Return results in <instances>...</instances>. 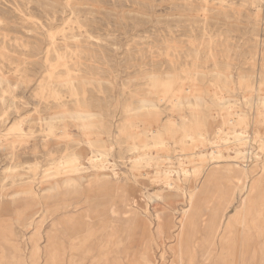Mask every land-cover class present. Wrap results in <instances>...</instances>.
<instances>
[{"label":"rangeland","instance_id":"374dc122","mask_svg":"<svg viewBox=\"0 0 264 264\" xmlns=\"http://www.w3.org/2000/svg\"><path fill=\"white\" fill-rule=\"evenodd\" d=\"M51 41L60 47L90 42L100 51L101 90L97 84L81 85L88 95L101 97L98 112L114 116L109 130L101 124L82 130L68 112L55 114L51 126L49 119L62 110L56 102L69 99L61 67L67 61L45 60ZM214 60L227 64L226 83L219 82V89L211 82ZM193 61L203 73L198 80L190 74ZM143 98L140 110L158 112L137 113ZM190 102L198 104L196 114L204 119L188 132L193 141L203 129L214 133L217 128L226 139L214 159L209 145L195 149L186 138L182 117L190 115ZM125 116L136 126L132 138L117 131ZM171 120L176 127L165 131L166 147L153 145L147 128L161 130ZM234 131L246 133L239 139ZM259 137L264 140V0H0V264H15L18 246L28 261L45 264L48 227L61 221L64 230L76 231L77 223L68 222L73 217L82 220L80 225H101L97 264H217L219 243L212 252L201 248L208 256L193 253L189 243L193 237L204 240L210 216L224 207L220 181H206L204 175L218 166L225 182L232 173L228 168L242 163L252 171L248 199L257 219L248 220L251 234L231 264H264ZM96 139L103 148L88 146ZM101 149L111 152L101 157L94 152ZM95 156L108 162L90 161ZM181 157L200 164L203 172L188 165L189 173L174 179L171 189L154 180L159 160L177 167ZM226 191L223 196L230 195V187ZM153 194L164 199H146ZM232 196L227 217L240 202L238 194ZM180 235L185 238L181 249ZM33 248L38 252L31 258ZM67 257L62 264H70ZM89 261L75 256L72 264Z\"/></svg>","mask_w":264,"mask_h":264},{"label":"bare ground","instance_id":"6f19581e","mask_svg":"<svg viewBox=\"0 0 264 264\" xmlns=\"http://www.w3.org/2000/svg\"><path fill=\"white\" fill-rule=\"evenodd\" d=\"M52 38H54V37L51 36V39ZM50 43H51V45H49L50 47L45 49V55H46L45 60L49 64H51L53 60H56V61L65 60V61H67V62L63 63L61 67H64V70L66 73V80H64L65 82L64 81L63 82L66 84L67 89H68V93H69V99L68 100H65V101L60 100V101L56 102L55 105L57 107L62 108V110L57 112V113H54L53 116L49 119V121L51 122V126L53 125L52 123H54L53 121L57 118L55 116V114L61 115L64 113L66 114V112H68L73 116V118L80 121L79 126L81 127L82 130H87V128L89 126H92V124L93 125L94 124L104 125L109 130L110 127H112L111 124H112V119L114 116H112L110 114L107 117H104L100 112H98L95 108L101 107V105H102L101 104V102H102L101 97L97 96L95 94L88 95L86 93L87 88H85L84 86L81 85V82H84V85L85 84H92L94 86L97 84L98 89L101 90V83L103 82L104 79L102 76L103 67H101V65L97 62V57L100 55V51L98 49L94 48L93 45L90 44V42H86V43H84V45H81L77 41L68 42V43L64 42L63 47L58 46L56 44V42H53V41H51ZM183 54H184L183 55L184 58L190 56V54H188V53H183ZM212 58L215 59L216 55H213ZM131 64H133V63H131ZM199 67L200 66L196 62L193 61L192 66H191L192 72L190 73L192 79L198 80L199 77L203 75V73L199 70ZM226 67H227V64L226 65H220L218 63V61H216V60L213 61L212 71H211L212 72L211 76L213 77V80H211V82H212V85L215 87V89L220 88L219 82L226 83V79H225L226 77L223 74L224 70L227 69ZM47 76H48V74H47ZM60 77L64 78V76H61V75H60ZM150 77H152V76H150ZM214 79H216V80H214ZM44 82H45V80H44ZM43 85H42V87H43ZM93 88H95V87H93ZM165 88H166L165 92H168V89H170L169 86L168 87L166 86ZM44 91H46V89ZM55 92H57V89ZM41 95H39V97ZM57 95H55V96H57ZM173 97H176V99H177V94L176 93L173 94ZM43 98H44V96H43ZM41 101H42V98H41ZM172 101H173V99L170 102H172ZM45 102H48V101H45ZM138 102L141 104V106L136 108L138 110L137 113H140L141 111H143V112H141L140 114H151L153 111H154L153 113L158 112V108L152 110L149 107H147V108L145 107L146 108L145 110H142V109L140 110L141 107H144V104L146 102L144 101V98L140 99ZM131 105H132V102L131 103L128 102L124 106L123 113H125L126 116L128 113V108ZM46 108H47V106H46ZM101 109H102V107H101ZM189 109H190V115H184L182 117L183 126L185 128L184 130L186 131L185 132L186 138H188V140H190V142H195V149H200V147H204L206 145L207 146L209 145L211 148L210 152H209L211 155V158H213V159L216 158L217 154L220 155V153H222L220 148L223 147L222 146L223 141L224 142L226 141V139L222 135L221 128H217L214 131V133H209L208 130L203 129L202 132L200 133V139H195L196 137L194 136L195 141H193L191 134H189V133H191L192 126L195 124H199L200 122H203L204 119L197 116V114H196V111L199 109L198 104H196L195 102H190L189 103ZM104 111H106V110L104 109ZM66 115H68V114H66ZM126 116L117 125V131H118V134L122 133L125 137L132 138L133 137L132 129H134L136 126H135V123L129 121V119L126 118ZM96 117L100 118L99 122H94V118H96ZM243 119L244 118L240 117V120H243ZM86 120H88V121H86ZM89 120H91V121H89ZM61 122H60V124H61ZM20 125H21L20 123L17 124L14 128H12V130L18 129ZM175 125H176L175 121L171 120L169 127L168 126L164 127L161 130H158V129L155 130V129H151L150 127L149 128L146 127L147 130L145 129L146 130L145 134H146L147 138H149L152 141L153 145L160 146V147H163V146L166 147V141L164 139L165 131H170L172 133L173 128L176 127ZM169 128H171L172 130ZM54 129H57V128H54ZM100 129H101V127H100ZM52 130H53V127H52L51 131ZM49 133H52V132H49ZM110 133H111V131H110ZM137 133H138V131H137ZM244 133H246V132L245 131H242V132L241 131L240 132L234 131L233 134L236 137H239V139H241L240 137ZM52 134H54V133H52ZM102 136H103V134H102ZM59 137H61V136H59ZM97 139L95 141L88 142V144H89L88 146L92 147V149H93V146L103 148L104 146H103L102 141L97 140ZM259 141H260V143H262V146H264V140H262L259 137ZM77 142L79 144V141H77ZM109 151H110V149H101V150H97L94 152H97V155L102 157V156H107L109 154ZM202 155H204V154H201L200 156H202ZM93 157L89 158L90 161H93V160L94 161H100L102 166H104L105 161H107V160H104L100 157H99L100 159H98V158H96L97 156H95V159H93ZM248 157H250V156L248 155ZM258 158L259 157L256 154L255 155V161L256 162L258 161ZM138 161H140L139 158H138ZM141 162H142V160H141ZM143 162L145 163V165L150 164L146 161H143ZM159 163H161L162 166L160 167V169L156 170V172L154 174L155 175L154 180H156L159 183L161 182L168 189H171L173 187L174 179H177L181 174L185 175L186 173H189L188 165H192V168L194 169L193 171L203 172V168H202V166H200V164L194 163V162L192 163V162L188 161L186 157L180 158V162H179L177 167L167 166L169 164L165 165L164 159L159 160ZM170 164H171V162H170ZM242 164H238L233 168H228V170L232 171V173L226 176L225 182L223 181V178L225 176L221 175V172L218 170L219 169L218 166L214 168V171H209L206 173V175H204L206 181H209V180H212L215 178H217L220 181L219 184L221 185V188H222L221 189V191H222L221 195L222 196H223V194H225V192H227L226 190L228 189V187H230L231 192L233 190L232 193L233 194L235 193V195L238 194L239 199H240L239 204L234 207V212L232 214L228 215V217H227V216H225V211L231 205H233V203H232L233 196H232L231 192H230L229 196L228 195L227 196L225 195L223 197L221 196L220 199H221L222 203H224L223 210L220 214H219V212L215 211L210 216V218L207 222V226H206L207 236L204 238V240H199V239H196L195 237H193L192 240L189 242L190 247L192 249V252L196 253L197 251H200L202 253L201 256L210 255V254H205L204 253L205 251L203 249H208L209 252H212L215 249V247L218 246V243H219L221 250H220V253L217 252L218 256L216 255L217 256L216 257L217 258V264H231V262H233L232 261L233 258L240 256L242 240L251 231L248 227V225H249L248 220L257 219L256 212L253 209V207H251L249 199H248V193L251 192L250 191L251 187L249 188L248 181L250 178V173L252 171L248 167V164H244V165H242ZM74 168H76V167H74ZM80 168H82V167L80 166L78 168V171L81 170ZM105 168H107V167H105ZM260 169H261V174L264 173V166L261 167ZM81 171L83 172L84 170H81ZM216 171H217V173H216ZM121 192H122L121 194H125L126 189H124V187H123L121 189ZM146 199L147 200H153V201L154 200L156 201L158 199L162 200V199H164V195L163 194L147 195ZM186 199H187V203H191V201L193 199L192 195L190 194L189 197ZM111 212H114V211L111 210ZM184 212L186 213L187 209H184ZM84 217L90 219L86 215ZM155 217L157 220H159L161 218L158 215H155ZM69 219H70V221H68V222L72 223V225L77 223L76 225L78 226V229L76 231L74 229L70 228V226L67 227L68 231L66 229L64 230L61 226L63 223L64 224H66V223L61 222V221L54 222L53 224H51L48 227L47 236L49 237V242L47 240V243H49V244L46 243L47 249L45 250V256L48 257V259H47L45 264H62L65 260V257H67L66 256L67 254H68L67 258H68V261L70 264H72V261L74 260L75 256H78V257L83 258V259H90L89 264L90 263L91 264H97L98 259L100 258V255H101V254H97V252H96L98 244L101 241V236L99 235L100 231H101V228H100L101 225H99V224L90 225L87 223H85V225H83V224L80 225V223L82 221L80 218L73 217V218H69ZM218 239H219V241H218ZM245 239L246 238H244V241H245ZM184 240H185V238L180 235L178 238V245H179L180 249L185 244ZM58 247L61 248V251L59 253L56 252V250L58 251ZM201 248H203V249H201ZM25 249H26V247H25ZM42 250H43V248H42ZM25 251L26 250L22 249L19 246L16 248V251H15V254L13 257L15 264H35V263L27 260V256H26ZM31 252H32L31 258H34L35 254L38 252V250L33 248V249H31ZM139 254L140 253H138V255ZM236 260H238V259H236ZM180 264H182V263H180Z\"/></svg>","mask_w":264,"mask_h":264}]
</instances>
